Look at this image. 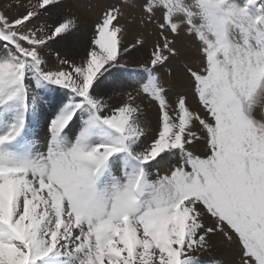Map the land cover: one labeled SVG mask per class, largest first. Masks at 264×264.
<instances>
[{"label": "snow or ice", "instance_id": "1", "mask_svg": "<svg viewBox=\"0 0 264 264\" xmlns=\"http://www.w3.org/2000/svg\"><path fill=\"white\" fill-rule=\"evenodd\" d=\"M15 7L0 264H264V0Z\"/></svg>", "mask_w": 264, "mask_h": 264}, {"label": "bare ground", "instance_id": "2", "mask_svg": "<svg viewBox=\"0 0 264 264\" xmlns=\"http://www.w3.org/2000/svg\"><path fill=\"white\" fill-rule=\"evenodd\" d=\"M105 1L108 2L107 4H110L109 3L110 0H105ZM65 3L70 5V8L63 9V11L65 12L71 11L77 17L80 18L81 33L79 34V48L82 50L84 40L89 38V33L91 30L92 22L94 21V18H95L94 15L98 11V9H96L95 13L93 11L91 13L87 11V7L90 4L93 5L95 3H98V5L102 6L100 9V12H101L103 8V4H101V1L99 2L98 0H65ZM9 5H12V6L10 7ZM94 7L95 6L91 7L92 10L94 9ZM0 11L4 15H6L9 19H14L18 16L19 12L22 11V9H17L15 7V0H0ZM132 37H133L132 34H130L129 40L125 41V43H130V40L132 39ZM53 47L60 48L63 51L62 45H54ZM189 102L191 103V98L189 99ZM42 139H43L42 136L37 137V140H42Z\"/></svg>", "mask_w": 264, "mask_h": 264}, {"label": "rangeland", "instance_id": "3", "mask_svg": "<svg viewBox=\"0 0 264 264\" xmlns=\"http://www.w3.org/2000/svg\"><path fill=\"white\" fill-rule=\"evenodd\" d=\"M99 2L101 1V4H103V7L108 3V2H106L105 0H98ZM103 1V2H102ZM105 1V2H104ZM111 2H114V0H110L109 1V3H111ZM93 6H95L94 7V9L92 10V8L91 7H93ZM98 7V8H97ZM101 5H98V3H95V4H93V5H89L88 7H87V11H89V12H91L92 13V11L95 13L96 11V9H98V11H97V13H95V15H94V21L92 22V25L97 21V19H98V17H99V15H100V9H101ZM1 12V11H0ZM97 15V16H96ZM97 17V18H96ZM90 36H91V30H90V33H89V38H90ZM129 37H130V35L126 38V41L127 40H129ZM132 39H133V37H132ZM132 39L130 40V42H132ZM38 142H40V143H43V139L42 140H38Z\"/></svg>", "mask_w": 264, "mask_h": 264}]
</instances>
